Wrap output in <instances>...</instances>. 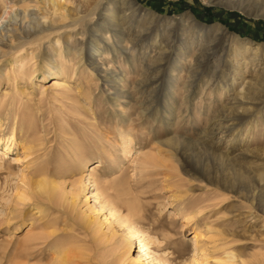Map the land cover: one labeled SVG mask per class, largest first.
<instances>
[{"label": "rangeland", "instance_id": "374dc122", "mask_svg": "<svg viewBox=\"0 0 264 264\" xmlns=\"http://www.w3.org/2000/svg\"><path fill=\"white\" fill-rule=\"evenodd\" d=\"M26 2L0 0V264H264V0Z\"/></svg>", "mask_w": 264, "mask_h": 264}, {"label": "bare ground", "instance_id": "6f19581e", "mask_svg": "<svg viewBox=\"0 0 264 264\" xmlns=\"http://www.w3.org/2000/svg\"><path fill=\"white\" fill-rule=\"evenodd\" d=\"M27 0H21L22 3H27L26 2ZM40 3H41V7L40 9L43 10L45 9L44 11L46 12V17L47 15L49 16V18L52 20V22L56 21V20H64L66 19V14L63 10V4L61 3V0H40ZM23 5V8H19V14H20V20H22V23H23V31L25 32L26 34V37L30 35L29 33V22L28 19H29V14L27 13V9L26 7ZM49 6L51 12L49 11H46V7ZM12 8V6L10 7V9ZM65 8V7H64ZM48 10V9H47ZM43 12V11H42ZM35 20V19H34ZM36 21V20H35ZM21 26V25H20ZM24 35V34H23ZM8 38H10L11 40L13 39L12 36H9L8 35ZM24 42V41H23ZM216 45L218 46H222L221 43H223L221 40H216ZM3 44H5L4 40H0V46H2ZM224 47V45H223ZM96 56H91L90 57V62L92 64H95V67L94 69L97 70L98 72L99 71H107L101 64V61L97 58H95ZM33 66V64L31 65ZM16 67H17V71L19 72H22L23 75H26V67H27V62L25 61V59H21V60H18L17 64H16ZM31 73L32 75L36 73L37 69L35 67H31ZM63 73L60 72V73H57L58 75H61ZM105 73V72H104ZM43 77L46 76V73H43L42 74ZM214 82V84H218L219 86H226V83H223V82H217L215 81V77L213 76L211 78ZM62 83L60 82L59 79H54L52 81V85L53 86H59L61 85ZM229 91V89H222L221 90V95L223 93H227ZM250 93V92H249ZM118 94V93H116ZM252 95V94H251ZM249 97V96H248ZM237 98V97H236ZM253 104V99H247L245 101H240L238 100L235 104V107H245V106H248V105H251ZM242 118H244L243 114H239L238 111L237 113L233 116V121H236L238 122L239 120H241ZM229 119V118H228ZM228 121V120H226ZM234 124L231 127H233ZM210 134H213V132H209V135ZM13 134L11 133V135H9L7 138H6V143L3 145V147H0V158L5 156L6 155V149L9 148V143L8 141H11L13 139ZM211 136V135H210ZM221 158L223 159L225 157V154L221 153L220 154ZM154 157L151 156V155H147L145 156V158L143 159V162H142V167L145 168V169H148L149 167H152L154 165ZM90 170H94V167H91ZM145 173V172H144ZM93 182L96 183V178L93 177ZM212 180V179H210ZM209 180V181H210ZM82 183H83V180L82 178H79L76 182H73V186L75 187L72 192L70 193L72 198L77 196L78 192H79V189L81 188L82 186ZM257 183V182H256ZM35 184V187L37 188V191L34 190V192L30 195L31 197H35V196H38L40 198H42L43 200L47 201V202H52V201H55V196H54V193L53 191H55L59 186L56 182H53L52 183H48L47 181H45L44 179H41L39 181H37L36 183H33ZM215 184V183H214ZM225 184V183H224ZM39 190V191H38ZM21 194V193H20ZM18 192H15V196L17 197L18 200H22V196L20 195ZM108 196V195H107ZM117 218V221L119 223L122 222V220L119 218V216L117 215L116 216ZM186 226V223H181L180 224V227L181 229L183 230V228ZM189 257H187L186 254L182 255L181 257H178L176 259V261L174 262V264H186L187 263V259Z\"/></svg>", "mask_w": 264, "mask_h": 264}]
</instances>
